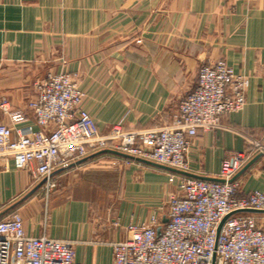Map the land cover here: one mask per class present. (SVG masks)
<instances>
[{
    "label": "crops",
    "instance_id": "0c3cea01",
    "mask_svg": "<svg viewBox=\"0 0 264 264\" xmlns=\"http://www.w3.org/2000/svg\"><path fill=\"white\" fill-rule=\"evenodd\" d=\"M225 60L247 77L246 105L191 139V175L217 179L225 157L264 141V0H0V99L35 124L36 84L67 70L103 134L162 128L194 91L201 66ZM0 124L11 125L0 111ZM258 155V154H257ZM188 176L94 153L57 170L51 187L0 160V221L74 243L79 264H114L130 224L164 216ZM237 181L264 191V155ZM264 224V214H254ZM164 222V220H163Z\"/></svg>",
    "mask_w": 264,
    "mask_h": 264
},
{
    "label": "built area",
    "instance_id": "2783aa9c",
    "mask_svg": "<svg viewBox=\"0 0 264 264\" xmlns=\"http://www.w3.org/2000/svg\"><path fill=\"white\" fill-rule=\"evenodd\" d=\"M247 84V77L225 60L203 65L194 91L182 100L172 123L131 131L120 123L103 134L83 106L85 93L75 75L62 70L36 84L37 99L28 107L37 131L21 125L24 114L0 99V111L11 120L10 126L0 124V160L12 159L18 170L30 171L35 182L45 180L47 187L57 170L106 150L189 172L191 139L243 110ZM250 141L247 150L225 157L217 177L222 181L187 177L179 184L181 195L166 203L164 216L130 224L126 238L112 243L114 264H264V224L241 212L263 211L264 191L241 194L240 183L232 181L264 152V141ZM0 264L79 263L73 242L27 235L23 216L15 212L0 221Z\"/></svg>",
    "mask_w": 264,
    "mask_h": 264
},
{
    "label": "water",
    "instance_id": "95a60500",
    "mask_svg": "<svg viewBox=\"0 0 264 264\" xmlns=\"http://www.w3.org/2000/svg\"><path fill=\"white\" fill-rule=\"evenodd\" d=\"M104 153L113 154L115 156H119V157H122V158H125V159H128V160H135V161H138V162L151 164V165L166 169L168 171L175 172V173H178V174H182V175H185V176H188V177H191V178H196V179H201V180H209V181H222V180H219V179H212V178H205V177H199V176L191 175V174H189L187 172L178 171V170H175V169H172V168H169V167H166V166H162V165H159V164H156V163H153V162L145 161V160H142V159H135V158H132L130 156L123 155V154H120V153H117V152H114V151H110V150L102 151V152H99L98 154H104ZM263 155H264V152H261L258 155H256L250 162H248L241 169V171L235 176V178L232 181L237 180L241 175H243L247 170H249L253 166V164H255ZM44 183H45V180L40 182L38 184V186L35 188V190L30 192L24 199L29 198L36 190H38L41 186H43ZM241 212L249 213V214H264V210L260 211V210H254V209L244 210V211H241ZM228 217H226L222 221V223L220 224V226L218 228V235H219V233L221 231V228H222L224 222L227 220Z\"/></svg>",
    "mask_w": 264,
    "mask_h": 264
},
{
    "label": "rangeland",
    "instance_id": "374dc122",
    "mask_svg": "<svg viewBox=\"0 0 264 264\" xmlns=\"http://www.w3.org/2000/svg\"><path fill=\"white\" fill-rule=\"evenodd\" d=\"M254 215V214H253Z\"/></svg>",
    "mask_w": 264,
    "mask_h": 264
}]
</instances>
